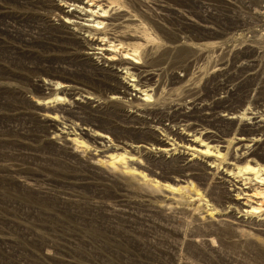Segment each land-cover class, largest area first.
I'll use <instances>...</instances> for the list:
<instances>
[{"label": "rangeland", "instance_id": "374dc122", "mask_svg": "<svg viewBox=\"0 0 264 264\" xmlns=\"http://www.w3.org/2000/svg\"><path fill=\"white\" fill-rule=\"evenodd\" d=\"M71 4L0 0V264H264V0Z\"/></svg>", "mask_w": 264, "mask_h": 264}, {"label": "bare ground", "instance_id": "6f19581e", "mask_svg": "<svg viewBox=\"0 0 264 264\" xmlns=\"http://www.w3.org/2000/svg\"><path fill=\"white\" fill-rule=\"evenodd\" d=\"M72 1V6H75V9L73 12H70V15L71 16H74L77 14H81V15H84V16H93L94 20H98V22H104L105 20H109L111 19L110 15L108 14V7H105V8H102L100 5L99 6H96L95 5V2H97V0H70ZM84 3V5H88L86 6L87 8L84 9V8H81V10L83 11H80L77 10L76 8H78V5H80V3ZM90 3V4H89ZM93 7V8H91ZM94 7H96L95 10ZM100 10L99 12L97 11ZM87 26L89 29L88 30H93L92 27L90 25H85ZM91 27V28H90ZM87 30V31H88ZM98 45H101L98 47V49L102 50V51H106L109 55L108 57H106L107 60H112V56L110 53H112V51H114L113 49H110L108 47H113L114 45H107L104 43V41H98L97 42ZM116 50V49H115ZM126 56H124L125 58V62L130 64V65H138L140 64V61L137 60L138 58L135 56V54H125ZM237 141L239 142L238 143V148H235V151L234 153H232L231 155H229V160L230 159H244V157H247L251 154H254V148H253V145L256 144L257 142V139H252V140H245V139H240V138H237ZM209 152V147H207L204 151L205 155L206 153ZM203 153V154H204ZM185 156L182 155L181 158H184ZM204 159V158H202ZM254 170V168L250 167L249 165H246L244 167V173H246V175H251L252 171ZM224 173H221L222 177L223 178L225 175H223ZM252 182H255L257 184H263L264 181L261 179V180H257V179H251L250 177H246V178H243V179H239L236 181V184L238 183H241L242 185V188H238L240 191H239V195H243V198L245 201H249L251 199V201L253 199L257 200L258 201V206L256 207L257 209H260V210H264V198L261 197V194L262 193H252L250 192L251 191V183Z\"/></svg>", "mask_w": 264, "mask_h": 264}]
</instances>
